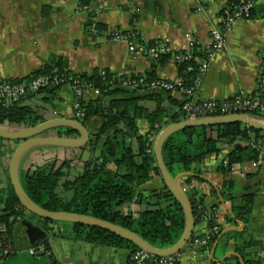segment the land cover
Segmentation results:
<instances>
[{
  "label": "crops",
  "instance_id": "0c3cea01",
  "mask_svg": "<svg viewBox=\"0 0 264 264\" xmlns=\"http://www.w3.org/2000/svg\"><path fill=\"white\" fill-rule=\"evenodd\" d=\"M229 6L228 0H92L85 10L79 7L76 0H0V81L30 79L33 74L50 65L53 57L63 58L73 74H90L93 70H101L115 76L129 72L136 76L152 74L155 79L174 81L180 78L176 63L170 59L157 61L134 55L126 42L112 41L108 33L113 30L126 33L138 46L162 43L176 52H185L192 45L201 49L209 43L211 30L221 27ZM90 22L100 24L104 29L100 32L92 29L87 31L86 25ZM262 48L264 0H260L256 6L255 16L237 21L225 34L224 46L216 53L202 77L194 101L226 100L238 93L250 96L256 94L259 90V71L263 65L260 58ZM97 98L98 93L89 89L84 94L83 102L88 103ZM182 100L183 96L178 91L164 95L162 106L168 117L179 112ZM31 104L45 121L76 120L73 94L68 86H62L57 91L51 105L43 102L42 95L35 97ZM144 107L152 111L155 105L147 102ZM166 121L165 118L161 119V123ZM135 124L139 134L149 132V125L144 119L136 120ZM90 125L85 128L92 139L99 123L92 121ZM48 133L51 136L57 134L56 131ZM71 136L78 135L73 132ZM9 145L13 150L18 146L13 142ZM100 145L93 156L99 155ZM223 146V151L215 160L203 167H193L192 172L177 175L184 176L178 182L186 195L202 198L204 214L214 217L220 231L215 250L212 248L216 241L207 250H199L196 254L186 246L178 254L177 264H264V157L253 172H242L239 165L223 175L219 167L228 152V145ZM91 154L88 149L79 152L37 146L24 153L19 162L18 174L47 161L56 160L59 165L65 159L77 156L82 160L90 159ZM8 162L6 156L0 157V190L8 187ZM72 168L74 174L82 170L78 164H73ZM192 175L201 182L186 184V178ZM229 181L233 184L234 197L238 201L247 193L254 196L246 226L228 221V207L217 196L222 185ZM163 186L161 178L152 173L151 179L140 190L147 193ZM207 231L206 218L195 223L194 235L204 236ZM228 232L241 235L223 238ZM51 235V243L46 236L50 251L40 257H31L37 259H33L30 264H127L130 256L127 249L54 237L52 231ZM25 250L17 249L16 253L25 255ZM8 259L0 264H5Z\"/></svg>",
  "mask_w": 264,
  "mask_h": 264
},
{
  "label": "trees",
  "instance_id": "16d2710c",
  "mask_svg": "<svg viewBox=\"0 0 264 264\" xmlns=\"http://www.w3.org/2000/svg\"><path fill=\"white\" fill-rule=\"evenodd\" d=\"M76 1L79 7H84L92 0ZM244 2L245 0H228L231 8ZM255 8L251 10L250 18L255 16ZM86 28L87 31L92 29L97 32L104 29L100 24L91 22ZM193 55L202 56L201 52L195 50ZM164 59L169 58L162 57L159 60ZM188 65L195 64L190 61L177 65L179 77L185 88L191 84L195 76V72L186 71ZM58 74L77 78L81 84L99 93L95 101L84 103L83 99L80 100L82 114L80 118H76L86 128L91 126L92 121L99 123L97 132L86 147L78 150L83 152L88 149L92 153L91 158L82 160L77 156L65 159L59 165L56 160H51L21 172L19 181L24 194L33 204L45 211L89 216L128 230L153 248L171 247L180 239L185 229V216L180 204L165 186L147 193L140 190V187L151 179L152 173L160 177L153 153L157 135L167 125L184 120L180 111L168 117L166 109L162 106L164 95L171 92L127 91L116 85L118 78L108 71H104V74L101 70H93L90 74H73L61 57H53L50 65L30 78ZM145 77L148 81L155 79L152 74H146ZM60 88H45L37 93H27L11 106H0V126L28 128L44 122L45 118L36 112L31 101L42 95L43 102L51 105V100ZM261 97L264 98V93ZM183 101L179 104V109ZM147 102L155 105L152 111L144 107V103ZM248 116L256 120H264V113L258 111L248 112ZM162 118L167 121L161 123ZM138 119H144L148 123L147 134L138 133L135 124ZM52 131L64 137L73 134L68 129ZM9 143L10 141L0 139V157L6 156L8 160L14 151ZM13 143L18 144V142ZM222 144L228 145V152L224 158L226 165L221 164L219 171L226 175L234 167L255 161L264 154V131L238 123L186 128L172 133L165 139L161 146V156L170 176L176 178L180 173L194 171L195 166L203 167L215 160L223 151ZM99 145L101 147L99 155L93 156ZM235 145L238 147L235 148ZM73 164L81 165V172L74 174ZM193 182L199 183L201 180L193 175L185 180L188 185ZM233 190L232 182H225L217 196H220L228 207L230 212L228 221L239 222L246 226L252 212L254 196L247 193L238 201L234 197ZM186 196L195 222L209 218L208 226L215 225L211 215L204 214L202 198L189 194ZM0 203L2 205L0 224L7 227L13 243L20 229L13 228L11 219L20 216L22 221L33 219L37 224L50 227L54 237L127 249L130 256L139 250L130 242L97 227L51 222L30 214V218H25L27 212L20 206L10 181L6 190H0ZM239 234L228 232L223 238L229 239L240 236ZM218 235L212 237V243L217 240ZM34 246H43L47 252L50 251L48 240L36 242ZM130 256L127 264L130 263ZM247 264L260 263L247 262Z\"/></svg>",
  "mask_w": 264,
  "mask_h": 264
},
{
  "label": "built area",
  "instance_id": "2783aa9c",
  "mask_svg": "<svg viewBox=\"0 0 264 264\" xmlns=\"http://www.w3.org/2000/svg\"><path fill=\"white\" fill-rule=\"evenodd\" d=\"M259 1L260 0H245V2L239 6L232 8L229 6L228 11L222 18L221 27L211 30L209 43L201 49L192 45L185 52H176L162 43H156L150 46H138L133 43L132 37L126 33L117 30L109 32L108 36L110 40L115 42H126L129 51L134 55L147 56L153 60L167 57L177 65L190 61H193L195 64L188 65L186 68L187 72H195L194 79L186 88L183 87V81L180 78L174 81L159 79L148 81L145 76H136L129 72L116 76L118 78L116 85L121 89L137 91L139 93L148 91L180 92L184 101L179 111L184 120L237 114L248 115V112L251 111H258L263 114L264 98L261 96L264 93V48L260 50V58L263 61V65L259 71V90L256 94L250 96L244 93H238L226 100L194 101L202 77L209 69L216 53L224 46L225 34L232 29L237 21L249 19L251 10L258 5ZM83 8L87 10L88 6H84ZM194 50L201 52L202 56H194ZM102 74H104V71H102ZM62 86H68L71 89L73 94L74 116L75 118H80L82 114L80 100H82L84 94L92 88L81 84L77 78L64 76V74L38 76L19 81L2 80L0 81V106H11L26 96L27 93H37L45 88ZM95 91L98 93L97 90ZM263 157V155H260L257 160L242 164L241 171H255L262 163ZM222 164L226 165V161L223 160ZM211 218L214 220V217L211 216ZM209 220L208 218L207 222ZM11 222L13 228L16 229L20 226L22 219L19 216L15 219H11ZM219 232V228L216 224L211 227L208 226V231L204 236L193 235L186 246L189 250L193 251L194 254L199 250H207L212 244V237L218 235ZM25 251L32 257H38L47 253L43 246L34 245L27 247ZM16 252L17 249L12 242L7 227L4 224H0V262L14 255ZM178 256V254L172 256H154L144 249H139L131 254L129 264H177Z\"/></svg>",
  "mask_w": 264,
  "mask_h": 264
},
{
  "label": "water",
  "instance_id": "95a60500",
  "mask_svg": "<svg viewBox=\"0 0 264 264\" xmlns=\"http://www.w3.org/2000/svg\"><path fill=\"white\" fill-rule=\"evenodd\" d=\"M242 124L244 126L264 131V120H256L248 115H226L215 116L193 120H184L177 123H171L164 127L154 140L153 153L156 161V166L160 173V178L163 185L180 204L185 216V229L180 239L171 247L166 249L153 248L136 234L110 224L108 222L95 219L89 216L64 213V212H49L45 211L33 204L24 194L18 174V166L20 159L26 151L37 146L59 147L64 149L82 150L91 140L88 130L76 120L53 119L37 124L34 127L28 128H13L10 126H0V139L10 142H18V146L14 149L8 162V177L10 185L17 197L20 206L30 215L37 216L42 220L60 223L81 224L91 227H97L102 230L109 231L120 238L130 242L139 249H144L154 256H172L179 254L188 244L194 234L195 220L192 214V209L187 199L186 194L179 186L178 180L184 176L172 178L168 173L161 156V146L165 139L172 133L191 127H211L227 124ZM57 129H68L75 132L78 136L64 137L57 135L51 136L48 132ZM236 148V145L234 146ZM19 235L16 236L14 245L16 249L23 250L24 248L33 246L36 242L47 241L48 233H51L50 227H46L41 223H35L32 220H24L19 226ZM218 241L215 242L212 250H215Z\"/></svg>",
  "mask_w": 264,
  "mask_h": 264
},
{
  "label": "rangeland",
  "instance_id": "374dc122",
  "mask_svg": "<svg viewBox=\"0 0 264 264\" xmlns=\"http://www.w3.org/2000/svg\"><path fill=\"white\" fill-rule=\"evenodd\" d=\"M122 74H123V73H122ZM122 74H120V75H122ZM221 147H222V148L224 147L223 144L221 145ZM243 164H245V163H243ZM241 165H242V164H241ZM181 189H182V187H181ZM25 215H26L25 218H30V217H31V216L29 215V213H25ZM30 220L33 221V219H30ZM33 222H34V221H33ZM47 236L50 238L49 240H50V243H51V241H52V235H51V233H48ZM25 252H26V251H25ZM19 253H20V252H18V253H16L15 255L9 257V259L6 260L5 264H30V262L33 261V259H34V260L37 259V258H31L32 256H30L27 252H26L25 255H18ZM22 257H23V258H22ZM39 257H40V256H39ZM19 258H20V259H19ZM15 259H17V260L15 261V263H11V262H13V260H15Z\"/></svg>",
  "mask_w": 264,
  "mask_h": 264
}]
</instances>
